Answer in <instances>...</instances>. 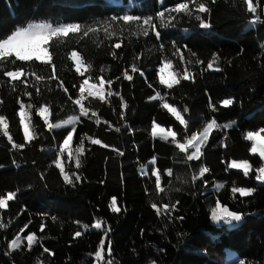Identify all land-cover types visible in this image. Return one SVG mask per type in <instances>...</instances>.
Segmentation results:
<instances>
[{
    "label": "trees",
    "instance_id": "trees-1",
    "mask_svg": "<svg viewBox=\"0 0 264 264\" xmlns=\"http://www.w3.org/2000/svg\"><path fill=\"white\" fill-rule=\"evenodd\" d=\"M177 2L189 3L195 14L171 13L176 17L172 25L160 26L156 14ZM199 2L205 3L206 13L196 12V0H0V38L30 22L82 25L81 33L70 34L66 43L52 45V64L13 65L14 58L0 64V115L8 119L9 134L15 143H25L17 115L22 101L33 105L36 137L25 148L13 150L0 131V195L17 193L0 209V264H230L229 252L237 264H264V184L255 180V171L245 177L241 170L228 168L233 159H248L254 169L264 164L244 139L248 131L264 128V0H251L255 13L247 10L245 0ZM124 15L139 17L141 24L153 17L160 37L151 28L148 36L138 32L135 22L121 19ZM196 16L209 27L202 28ZM112 17L117 19L113 22ZM109 26L116 30L114 36L106 35ZM88 28L96 31L85 37ZM116 43L122 48L115 49ZM72 51L89 69L83 75L75 71ZM173 53L192 78L180 77L178 85L167 89L159 83L158 69ZM134 65L144 75L133 72ZM16 68L28 75L19 81L3 75ZM125 72L133 76L131 81L124 78ZM37 75L43 79L37 80ZM101 75L114 81L110 88L105 85V93L119 95L102 102L85 93L82 103L89 115L81 116L74 103L80 98L79 85L89 76L90 83H99ZM157 92L163 101L149 99ZM225 99L234 103L224 106ZM164 101L180 111L187 128L162 107ZM41 105L49 107L50 123L79 117L70 142L75 154L61 157L72 184L64 182L53 163L72 125L49 131L36 112ZM207 118L220 127L212 131L198 160L187 161L171 137L151 135L155 121L176 132L183 143L193 134V122ZM81 137L84 150L77 168ZM88 137L101 144H92ZM153 167L161 175L163 192L156 189ZM203 167L209 171L201 176ZM193 175L200 178L193 181ZM219 184L224 187L217 189ZM234 186L254 191L241 197L231 191ZM113 197L118 212L112 211ZM217 200L243 214V221L236 226L213 223L211 208ZM165 204L176 207L166 213ZM96 222L100 229L93 227ZM30 232L40 241L31 249L24 239ZM76 232L81 235L76 237ZM18 235L20 248L10 250L8 244ZM102 238L106 243L101 247ZM98 249L101 261L95 259Z\"/></svg>",
    "mask_w": 264,
    "mask_h": 264
},
{
    "label": "snow or ice",
    "instance_id": "snow-or-ice-1",
    "mask_svg": "<svg viewBox=\"0 0 264 264\" xmlns=\"http://www.w3.org/2000/svg\"><path fill=\"white\" fill-rule=\"evenodd\" d=\"M196 3L198 4V7L196 8V12L198 13H206L208 11L207 7L205 6V3L199 2V0H196ZM245 3L247 4V10L251 13L256 12V8L251 3V0H245ZM171 13H177V14H187V15H194L192 8L190 7V4L187 2H177L174 7H170L169 9L165 11L158 12L156 14L157 18L160 19V26H171L172 23L175 21L176 17L170 15ZM167 15L168 23L165 24V17ZM117 18L112 17L111 20L114 22ZM125 23H133L135 22L138 27L137 31L142 33L145 36H148L150 34L149 29L155 31V35L157 38L160 37V33L158 30H156V25L153 22V17H147L143 20L142 24L140 23L139 17H134L131 15H124L121 18ZM196 19L199 20L200 26L202 28H208L209 25L204 22L200 16H196ZM255 19H259L256 17ZM255 22V20H254ZM82 31V25L79 23H61L59 26H53L52 23H35L28 27L20 28L17 31H14L11 35H8L7 38H0V64H3L4 62H7L10 60V58H14L11 60V63L13 65L16 64V61L20 62H31L36 61L40 62L45 65L52 64L53 62V55L51 52L52 45L54 43L64 44L66 43V39L68 38L70 34H78ZM96 29L88 28L86 31H83V35L87 37L90 33L95 32ZM106 35L114 36L116 34V30L114 28L106 27L105 28ZM122 43H116L114 45L115 49H121ZM163 47V46H162ZM70 59L74 61L75 63V71L81 75L84 74V72H87L89 69L84 64V61L82 60L80 54L77 51H72L70 55ZM199 63V61H197ZM173 65L170 60L162 62L161 66L158 69V75H159V83L161 85H164L167 89H172L174 85H178L181 82V78L179 77V73L172 71ZM213 64L210 62L208 64V69H212ZM83 69V71H82ZM133 72H140V75H144L142 71H140L138 68L135 67V65L132 68ZM167 72V75L165 74ZM3 75L10 78L12 81H19L22 77L28 75L23 68H16V70L12 71H4ZM32 75H35V73H32ZM53 78H55V66L53 65ZM124 78L131 81L133 79V76L128 75L127 72L124 73ZM192 78V74L185 71L182 79L189 80ZM37 80H42L43 77L36 76ZM90 79H92L91 76H89L86 79H83V81L79 85V93L80 98L76 99L74 103L76 105L80 106V114L81 116L87 117L89 115V109L84 107L82 101L86 98L85 93H87V96L99 98L100 101L104 102L108 99L109 96L112 95H119V93H113L111 91L105 93L104 88L105 85H108L109 88L114 83L113 80L108 79L106 80L103 75L98 77L99 83H89ZM25 84L27 82L25 81ZM61 86L63 84L61 83ZM151 87V85H149ZM67 91V89H65ZM37 92H39V89H37ZM25 95L31 96V93H25ZM150 100H164V97L160 95V93L157 92V94L153 97L149 98ZM121 108H125L126 104L123 102V98H121ZM20 106L17 115L20 118V125L23 128V135H24V141L25 143H15L13 141V137L9 134V123L8 119L4 115H0V131L3 132V135L7 137L8 142L11 144V147L13 150H20L25 148L26 144L31 143L32 140H34L35 137V130L32 126V118H31V109L33 108L32 104L25 105L22 101H18ZM234 103L232 99H225L222 101V105L224 106H230ZM162 107L168 109V111L176 117V119L180 122L181 125H184L187 128L188 121L184 120L181 116L180 111L173 105L169 104L166 101L162 103ZM37 114L43 119L44 125L49 131H52L53 129H56L58 127H61V124H55L49 122V107L47 105H41L39 108L36 109ZM184 112L187 113L188 109L185 107ZM95 115V113H93ZM121 118L124 117L123 111L120 113ZM79 117L73 116L67 121L62 122V124H70L72 125V130L67 132V135L64 137L63 142L59 144V151L56 152V159L53 161L55 166L60 170L61 175L64 178V182L66 184H72L73 179L72 177L65 171L61 157L65 153L66 150H68V146L70 142L73 139V133L76 131L75 124L78 122ZM99 123V121H97ZM232 125H225L224 127H231ZM220 126L217 124L215 119L208 121L203 129L201 131L195 132L191 135L190 138H187L183 143L179 142L177 140V133L172 131L171 129H164L159 124H157L155 121L152 123L151 127V135L153 137H161L162 139H167L168 137L172 138V143L176 145V147L182 152L185 153L187 161H194L200 159V157L203 155V150L205 145L208 142L209 136L212 133V131L216 128H219ZM120 129L118 128L117 131ZM88 139L91 141L92 144H101V140L99 139H93L91 137H88ZM244 139L246 141L251 142V148L250 153L253 155L258 154L262 161H264V128H261L258 131H248L244 135ZM83 142L84 138L81 137V144L76 149V167H79L80 164V158L79 154L83 152ZM104 147H108V145H104ZM190 152V154H189ZM71 155V153H70ZM156 158L153 157L151 163L155 164ZM229 169H237L241 170L243 172V175L245 177H249L250 173L255 171V180L261 184H264V164H261L258 168H253L250 161L248 159L243 160H231L230 163H228ZM209 169L207 167H203L201 169V176L204 173H207ZM143 175L147 176V171L142 172ZM75 176V174H72ZM151 175L155 177L156 182V189L158 191H165V189L161 188V175L158 172V170L153 167L151 171ZM169 175H171V170H169ZM200 177L193 175L192 180L196 181ZM76 180H79V176H75ZM187 183V181H185ZM223 184L217 185V189L223 188ZM231 191L233 193H239L241 197H247L251 195L254 191L253 188H247V187H232ZM17 196L16 192H8L6 195H0V209L5 208L10 201H13ZM117 201L116 198L113 197L111 201V208L113 212H118L120 209L116 207ZM153 208H157L156 204L152 205ZM164 211L166 213H171L176 205L172 204L171 207H169L168 204H165ZM157 212L159 214V209H157ZM243 214L235 211L229 210L227 206H224L221 204L219 200L216 201L215 206L211 208V219L214 222H223L225 224H228L230 226H236L240 222L243 221ZM44 225H41V229L43 230ZM95 229L101 228V223L96 222L93 226ZM81 235L80 232H76L75 236L79 237ZM105 236H107V232H105ZM27 244L29 249L32 248L34 244L40 243L38 237L34 233H28L26 237ZM21 238L18 235L14 239L11 240V242L8 244V247L10 250H15L20 248L21 246ZM106 243V240L102 238L100 240L101 247ZM109 243V255H111L110 251V242ZM44 251H48L46 248ZM95 259L97 261L102 260V250L98 249L95 252ZM111 264V262H109ZM239 264H245L244 260H239Z\"/></svg>",
    "mask_w": 264,
    "mask_h": 264
},
{
    "label": "rangeland",
    "instance_id": "rangeland-1",
    "mask_svg": "<svg viewBox=\"0 0 264 264\" xmlns=\"http://www.w3.org/2000/svg\"><path fill=\"white\" fill-rule=\"evenodd\" d=\"M35 23H42V22H30L28 23L25 27H28L32 24H35ZM24 28V27H23ZM170 60L172 62V65H173V68H172V71L173 72H176V73H179V77H183L184 75V72L182 70V67H181V63H180V59H179V55L177 53H173L171 56L167 57L166 59L163 60L164 61H168ZM167 75V72L165 73ZM90 83V82H89ZM71 117L73 116H69L67 118H65L64 120H61V121H58L56 122L55 124H62V122L64 121H67L68 119H70ZM208 121H211L210 118H207V119H204V120H201V121H198V122H193V133L195 132H198V131H201L204 127V125L208 122ZM163 128V127H162ZM165 129V128H164ZM168 130V129H166ZM191 137V136H190ZM189 137V138H190ZM63 142V141H62ZM70 153H72V155L74 156L75 154V151L71 148L70 144L68 146V150L65 151L64 155H66L67 157L70 155ZM239 161V160H237ZM231 162V161H230ZM229 162V163H230ZM212 220V219H211ZM213 223H217V222H214L212 221ZM228 225V224H227ZM229 255H230V264H237V258L233 255V253H230L229 252ZM96 264V263H94Z\"/></svg>",
    "mask_w": 264,
    "mask_h": 264
}]
</instances>
